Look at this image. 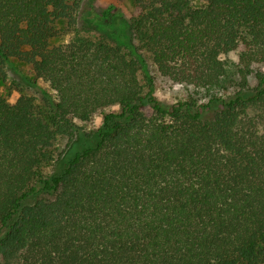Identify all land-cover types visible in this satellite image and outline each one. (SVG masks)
I'll return each instance as SVG.
<instances>
[{"label":"trees","instance_id":"16d2710c","mask_svg":"<svg viewBox=\"0 0 264 264\" xmlns=\"http://www.w3.org/2000/svg\"><path fill=\"white\" fill-rule=\"evenodd\" d=\"M84 1L0 0V79L49 89L0 94V264H263L264 0H133L138 45L53 43ZM143 50L187 98L144 91Z\"/></svg>","mask_w":264,"mask_h":264},{"label":"rangeland","instance_id":"374dc122","mask_svg":"<svg viewBox=\"0 0 264 264\" xmlns=\"http://www.w3.org/2000/svg\"><path fill=\"white\" fill-rule=\"evenodd\" d=\"M133 2V0H85L83 19L79 23L77 31L67 35L65 38L59 36L52 41L53 43H61L70 40V38H81L111 42L113 37H117L122 42L136 46L139 44L137 39L126 27L131 22ZM109 4L114 5V10L110 19L106 20L101 17V12ZM143 58L145 59L144 67L139 70L138 76L144 91L148 87L149 78H151L154 96L161 103L171 105L180 99L184 100L187 98L190 94L189 87L173 83L166 78L158 76L151 58L145 50H143ZM226 60L230 74H234L238 61L237 54L235 52L227 54ZM6 72V79H0V94L9 103L14 102L21 94L31 95L39 102L40 89H48L47 84L35 77L31 67L20 60L12 59L7 66ZM230 86L231 83H228V87ZM111 111H116L115 106L99 109L91 115L87 122H83L80 126L85 131L95 130L100 125L103 115ZM66 143V137L59 138L55 144L56 152H61Z\"/></svg>","mask_w":264,"mask_h":264}]
</instances>
